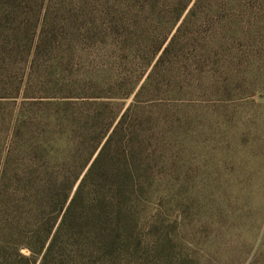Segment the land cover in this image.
Masks as SVG:
<instances>
[{
	"label": "trees",
	"instance_id": "trees-1",
	"mask_svg": "<svg viewBox=\"0 0 264 264\" xmlns=\"http://www.w3.org/2000/svg\"><path fill=\"white\" fill-rule=\"evenodd\" d=\"M42 2L30 64L0 80V264H102L173 146L175 103L237 67L238 22L264 39V0Z\"/></svg>",
	"mask_w": 264,
	"mask_h": 264
},
{
	"label": "rangeland",
	"instance_id": "rangeland-1",
	"mask_svg": "<svg viewBox=\"0 0 264 264\" xmlns=\"http://www.w3.org/2000/svg\"><path fill=\"white\" fill-rule=\"evenodd\" d=\"M48 9L0 0V80L20 81ZM252 28L237 23V67L175 103L173 146L159 148L154 183L102 264H264V39ZM10 122L0 110V150Z\"/></svg>",
	"mask_w": 264,
	"mask_h": 264
}]
</instances>
